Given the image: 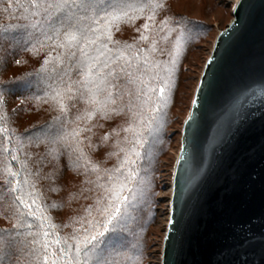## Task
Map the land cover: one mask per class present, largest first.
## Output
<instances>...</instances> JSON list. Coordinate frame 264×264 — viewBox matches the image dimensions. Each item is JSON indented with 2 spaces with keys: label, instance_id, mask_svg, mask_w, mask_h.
<instances>
[{
  "label": "trees",
  "instance_id": "1",
  "mask_svg": "<svg viewBox=\"0 0 264 264\" xmlns=\"http://www.w3.org/2000/svg\"><path fill=\"white\" fill-rule=\"evenodd\" d=\"M33 2L45 0H0V129H8L0 131V264H51L53 258L65 264L59 250L67 244L73 245L69 257L74 261L72 237L90 236L94 220L106 217L105 208L124 206V183L130 187L142 175L139 161L146 163L153 140H161L166 101L176 91L190 50L177 19L166 24L163 18L152 33L141 27L140 34L129 37L119 30L140 25L120 21L111 26L110 40L101 36L84 49L99 62L88 75L93 62L80 54L84 42L66 41L69 23L54 15L49 19L51 10L33 8ZM159 2L163 6L157 12H164L166 0ZM81 23L96 27L91 20ZM168 50L175 59H169ZM97 75L103 81L96 94L102 107L94 109L88 89ZM115 232L122 240L108 244V253H120L119 264L123 253L140 260L136 248L141 245H131L126 230ZM113 236L109 232L106 242ZM57 239L61 243H54ZM79 259L96 264L95 254Z\"/></svg>",
  "mask_w": 264,
  "mask_h": 264
},
{
  "label": "water",
  "instance_id": "2",
  "mask_svg": "<svg viewBox=\"0 0 264 264\" xmlns=\"http://www.w3.org/2000/svg\"><path fill=\"white\" fill-rule=\"evenodd\" d=\"M181 130L161 264H264V0H237Z\"/></svg>",
  "mask_w": 264,
  "mask_h": 264
},
{
  "label": "rangeland",
  "instance_id": "3",
  "mask_svg": "<svg viewBox=\"0 0 264 264\" xmlns=\"http://www.w3.org/2000/svg\"><path fill=\"white\" fill-rule=\"evenodd\" d=\"M236 1L166 0L165 11L157 12L156 9L154 20H148L147 17L153 13L146 8L144 13H135L136 18L133 19L140 27L124 25L119 30L125 37H129L140 34L141 27L145 29L144 25L147 24L145 30L152 33L154 28L163 22V18L166 19L164 22L166 24L177 19L180 21L178 27L183 28L180 32L185 34V38L187 37L185 46L190 50L185 53L181 63V74L179 84H176V91L174 94L170 93L166 101V106L169 107L162 120L161 140L158 137L153 140L148 149L146 163L139 161L142 175L130 187L126 182L124 183V206L119 207L117 219L109 225L105 236L97 237V241L103 238L101 245L105 250L98 254L102 260L107 258V262L110 258L109 264H119L120 253L109 254L106 247L108 244L121 242L122 237L115 232L120 230L129 233L127 234L129 236L125 237L129 238L128 242H131V245H141L136 248L139 249L140 260L135 259L134 255L123 253L120 264H161L162 243L169 217L173 169L181 145L183 121L189 112L198 79L212 50L214 40L218 32L225 29L229 23L232 17L231 9ZM137 4L144 3L137 2ZM167 56L171 60L175 59L174 51L168 50ZM156 149H158L157 154H155ZM94 221L98 222L90 227V236L95 235L97 231H104L103 224L106 217ZM109 232H114V236L106 242L105 238Z\"/></svg>",
  "mask_w": 264,
  "mask_h": 264
},
{
  "label": "snow or ice",
  "instance_id": "4",
  "mask_svg": "<svg viewBox=\"0 0 264 264\" xmlns=\"http://www.w3.org/2000/svg\"><path fill=\"white\" fill-rule=\"evenodd\" d=\"M163 5L159 2V0H149L147 4H133L128 3L127 0H45L44 3H36L33 2L32 7L37 9H42L45 12H49L51 10V14L49 15V19L54 15L56 18L60 19V22L63 24L68 22L70 25V30L64 33V37L66 41L69 42H78L82 40L84 43L80 46V54L85 57L86 60L92 61L89 66L88 75H92V69L98 68V58L97 57H89L87 53L84 51L85 48L90 45L96 44L101 36H105L107 39H111V26L115 23H119L122 20L135 19V13H144L145 9H149L151 13L147 18L148 20H154L155 10L161 8ZM79 12L82 15L79 18L75 17V13ZM91 13V15H89ZM98 13H102L103 15H98ZM130 13L132 15H130ZM35 14V13H34ZM75 19V22H73ZM91 20V23L96 25V27H88L81 23L82 20ZM103 20V25L101 26L99 21ZM145 29H147V24L144 25ZM102 29V30H101ZM142 39H146L147 37H141ZM101 47H106V45L101 44ZM106 67V65H105ZM102 77L97 75L96 82H92V88L88 89L89 98L94 104V109H98L102 107L100 101L96 100V94L100 91V84L102 83ZM88 81L85 82V86ZM145 88H148L149 91L151 89L147 84L144 85ZM161 92H163V88H161ZM147 95L148 93H144ZM59 95V93H57ZM61 109L63 110V104L61 103ZM92 112L86 113L88 118H91ZM0 131L7 132L8 129H0ZM127 131V129H125ZM76 133H73L75 136ZM59 139H62L59 138ZM7 151V149H4ZM15 159V157H13ZM10 172V170H9ZM11 175H15V173H11ZM27 184V180L24 182ZM15 190V189H13ZM24 195H27L26 193ZM119 198V197H117ZM16 199L24 205L25 208L29 209L30 215H35L32 212L30 205L25 202L23 196H17ZM32 203H35L33 199ZM120 211L119 205H115L114 210L111 208H105L103 210V214L106 216V221L103 224L104 231H97L95 235H87L85 234L81 237H72L75 241V260L69 257V253L73 251V245L67 244V249L61 248L59 250V254L61 258H65V264H80V257L83 256L85 258L91 257L95 254L96 264H108L106 260H102L98 253H103L104 248L101 244L96 243L97 237H104L105 234L109 230V225L113 220L117 219V213ZM23 215V213L21 214ZM44 236H48L47 232L43 233ZM54 243L59 244L61 241L57 239ZM66 243V241H65ZM43 247L45 249L48 248L47 242L44 243ZM49 259L48 254H45V260ZM51 264H57V260L55 258L51 259ZM84 264H88L87 259H85Z\"/></svg>",
  "mask_w": 264,
  "mask_h": 264
}]
</instances>
